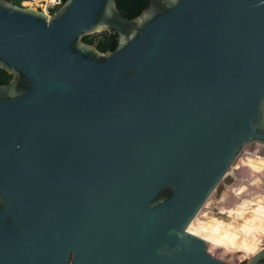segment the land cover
Instances as JSON below:
<instances>
[{
  "label": "water",
  "instance_id": "1",
  "mask_svg": "<svg viewBox=\"0 0 264 264\" xmlns=\"http://www.w3.org/2000/svg\"><path fill=\"white\" fill-rule=\"evenodd\" d=\"M0 67V264H232L188 226L264 154V0H0Z\"/></svg>",
  "mask_w": 264,
  "mask_h": 264
},
{
  "label": "bare ground",
  "instance_id": "2",
  "mask_svg": "<svg viewBox=\"0 0 264 264\" xmlns=\"http://www.w3.org/2000/svg\"><path fill=\"white\" fill-rule=\"evenodd\" d=\"M254 146L253 152H247L246 146L228 171L250 175L251 183L225 185L220 195L216 188L188 226L190 232L209 241V250L216 256L250 258L264 247V154L261 143ZM214 199L217 203L213 207L218 211L208 208Z\"/></svg>",
  "mask_w": 264,
  "mask_h": 264
},
{
  "label": "trees",
  "instance_id": "3",
  "mask_svg": "<svg viewBox=\"0 0 264 264\" xmlns=\"http://www.w3.org/2000/svg\"><path fill=\"white\" fill-rule=\"evenodd\" d=\"M12 1L21 4L26 0ZM117 4L125 16L133 18L138 16L148 6L149 0H117ZM56 9V6L51 7L50 13H54ZM84 40L88 43L95 44L101 51L106 52L114 50L116 48L118 44V34L114 30L102 31L98 36H94V34L86 35L84 37ZM11 78L12 75L8 71L0 67V84L8 83Z\"/></svg>",
  "mask_w": 264,
  "mask_h": 264
},
{
  "label": "rangeland",
  "instance_id": "4",
  "mask_svg": "<svg viewBox=\"0 0 264 264\" xmlns=\"http://www.w3.org/2000/svg\"><path fill=\"white\" fill-rule=\"evenodd\" d=\"M27 1H31L33 3H36L44 11H46L47 13L50 14L49 9H48L47 4H46V1H44V0H26V1H23V3L25 5H30V4L26 3ZM100 33L101 32H96V33H94V36L95 35L98 36V35H100ZM246 146H247V149H246L247 152H253L257 148V146H254L253 142L247 144ZM241 181L245 184H250L252 179H251V176L246 174V173L244 175H241V176L236 175V172H232V173L228 174L224 183L221 182L220 186L217 188V190L219 191V195L225 189V185H227L229 187L230 186L233 187L234 184L241 182ZM213 202L216 204L217 203L216 199H214ZM217 255H218V253H217ZM219 257L230 262V263H232V264H243L245 261L248 260V258H236V257H233L231 255H228V256L222 255V257L221 256H219Z\"/></svg>",
  "mask_w": 264,
  "mask_h": 264
},
{
  "label": "built area",
  "instance_id": "5",
  "mask_svg": "<svg viewBox=\"0 0 264 264\" xmlns=\"http://www.w3.org/2000/svg\"><path fill=\"white\" fill-rule=\"evenodd\" d=\"M46 1L47 7L49 9L50 12V8L51 7H58L59 5H61L63 3V0H44ZM254 145L259 144V142H253Z\"/></svg>",
  "mask_w": 264,
  "mask_h": 264
}]
</instances>
